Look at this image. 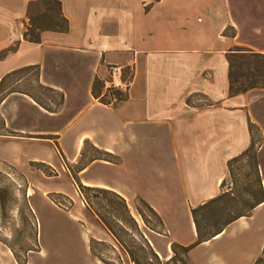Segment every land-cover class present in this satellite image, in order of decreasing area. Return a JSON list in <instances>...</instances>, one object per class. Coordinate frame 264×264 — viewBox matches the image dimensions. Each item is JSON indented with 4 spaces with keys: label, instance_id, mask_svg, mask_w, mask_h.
Here are the masks:
<instances>
[{
    "label": "crops",
    "instance_id": "0c3cea01",
    "mask_svg": "<svg viewBox=\"0 0 264 264\" xmlns=\"http://www.w3.org/2000/svg\"><path fill=\"white\" fill-rule=\"evenodd\" d=\"M31 1L0 0V53L14 48L0 59V81L37 66L40 83L63 99L47 110L25 94H10L0 104V140L52 145L55 156L30 163L68 175L72 188L110 189L129 206L146 201L163 221V234L151 244L166 260L173 257V242L197 241L192 209L222 193L228 162L251 145L250 123L263 139L258 161L264 186V89L230 96L227 60L234 47L264 54V0H61L70 31L44 32L40 43L24 39ZM111 64L125 67L132 81L127 98L115 106L102 103L95 87ZM87 143L109 157L85 159L76 181L66 167L81 162ZM7 164L24 171L29 165ZM49 188H40L44 196L68 193L63 185ZM183 201L194 232L188 241L176 230L185 224L178 206ZM78 213L91 223L85 230L75 226L72 236L70 226L50 224L45 241L38 223V247L26 264H106L91 242L111 235L94 215ZM263 250L264 203L193 248L189 264H254Z\"/></svg>",
    "mask_w": 264,
    "mask_h": 264
},
{
    "label": "trees",
    "instance_id": "16d2710c",
    "mask_svg": "<svg viewBox=\"0 0 264 264\" xmlns=\"http://www.w3.org/2000/svg\"><path fill=\"white\" fill-rule=\"evenodd\" d=\"M27 17L29 24L26 27L24 39L32 43H40L41 35L44 32L51 31L68 33L70 31V22L63 13L61 0L31 1L27 7ZM229 36H235V31ZM13 50L14 48H9L1 52L0 59ZM227 60L229 63L230 96L244 94L253 89H264V54L254 52L253 50L244 47H234L228 52ZM31 71L38 72V86L41 89L57 94V105L61 104L63 96L40 83V73L37 66L25 67L13 71L3 77L0 81V104L10 94L21 93L31 97L43 108L52 110L29 90H17L15 88L14 90H10L11 87L19 86L21 84L23 79L21 78L22 76L12 82L9 88L6 86L11 79L30 73ZM95 87L99 90L100 84L97 83ZM249 129L252 138L251 145L240 155L234 157L228 162V175L222 183V193L205 204L192 209V217L197 232V241L190 246H183L173 242L171 244L173 257L167 262L161 261L158 253L147 241L142 243V247H140L143 253L142 255L132 251L130 247L128 251V249L123 246L120 237L117 234V229L120 230V232L129 235V232H131L130 230L138 232L139 226L137 220L133 217L130 211L128 202L117 192L110 189L79 184L80 193L85 202L86 210L91 212L96 217L97 221L105 227L109 234L118 242L119 247L126 251L130 261L134 264H154L155 261L157 262L156 264H189V253L193 248L220 235L230 224L238 219L250 217L255 208L264 203V186L258 161V148L261 146L263 139L261 135L260 138H258L259 140L257 139L256 134L257 132L260 133V131L256 125L250 123ZM88 147L103 155L92 156L90 159H108L109 157L108 154L99 152L87 143L83 153V159L77 165L76 172L82 170L87 165V161L84 157L86 156ZM247 158H250L251 160L250 162L253 169L251 175L254 177L253 184H243L242 181L236 179L237 169L235 166L240 165ZM238 170L241 174L242 168L240 167ZM228 176L233 180L234 185H243L241 191L238 192L234 188L224 190ZM75 179L77 181V176ZM94 200L101 202L97 203ZM137 201L157 219L158 226L156 227L162 229L163 221L154 208L141 198H138ZM96 206L98 209H95ZM137 209L143 222L148 226L149 222L147 221L145 214L141 209ZM121 211V216L117 215V213ZM231 212L234 214L233 216H229ZM153 231H157V229L153 228ZM132 240L135 242L134 239ZM97 242L98 241L91 242V250L93 254L99 257L104 263L112 264L95 253L94 243ZM147 249L150 253L146 252ZM23 264H26V262ZM254 264H264V250L262 256Z\"/></svg>",
    "mask_w": 264,
    "mask_h": 264
},
{
    "label": "rangeland",
    "instance_id": "374dc122",
    "mask_svg": "<svg viewBox=\"0 0 264 264\" xmlns=\"http://www.w3.org/2000/svg\"><path fill=\"white\" fill-rule=\"evenodd\" d=\"M234 33L233 29H227V34ZM37 71H31L25 75H20L11 79L7 83V87L11 86V83L16 81L17 78H23L19 86L11 87L10 90H29L37 96L44 104L53 109L57 105L58 95L48 90L41 89L38 86ZM126 75H129L128 71H125ZM100 91L103 89L102 85L99 87ZM5 120L0 115V134L4 133ZM260 133L257 132V139L260 138ZM259 140V139H258ZM258 142V141H257ZM260 147L258 148V150ZM53 154L55 156L54 148L50 144L35 143V142H16L11 143L8 141L0 140V160L7 163H19L27 165L30 163V158L39 157L44 158ZM92 156H103L93 149H87V157L89 160ZM250 158H247L240 165H236L237 169L236 179L242 181V183L253 184L254 177L251 175L253 172ZM4 162H0V264H23L27 262L28 256L37 250L38 247V223L39 227L44 226V240L48 238L47 225L50 224H65L70 226L67 230L73 232L70 235H74V228L78 226L85 230V225L91 223L88 217L81 216L78 211H84L86 215L92 217L93 214L86 210L85 202L81 196L79 186L72 188V180L66 174L60 176L57 169L43 163H30L27 170L9 165ZM66 167V166H65ZM77 167V166H76ZM76 167L68 165L66 169L70 168L71 174L76 177ZM242 168V176L238 168ZM73 168V169H72ZM32 171V172H30ZM251 175V176H248ZM60 176V179H59ZM59 185H63L66 194L48 193L44 196L41 187L55 188ZM49 188V189H50ZM235 189L241 191L243 185H234L231 178H227L224 190ZM70 193V194H69ZM58 205L55 207L51 202ZM96 201V200H94ZM100 203L101 201H96ZM178 204V203H177ZM182 216L181 223H185L182 227L176 230L181 232L185 236V240L188 241L192 238V223L188 220V210L186 202L178 204ZM141 209L149 222L147 226L139 212ZM95 209H98L96 206ZM78 210V211H77ZM71 211V212H70ZM130 211L133 217L137 220L139 231L130 230L129 235L120 232L117 229V234L120 237V241L125 248L129 247L132 251L142 255L140 247L142 243L147 241L154 249L152 243V237L157 234H163L164 228L158 229L157 219L136 200L130 202ZM70 212V213H68ZM122 211L117 215L121 216ZM231 212L229 216H233ZM94 218V216H93ZM226 219V218H225ZM92 223H97L92 221ZM153 228L157 231H153ZM135 242H133V240ZM106 242L94 243L95 253L109 261L112 264H134L130 261L127 253L124 249L119 247L118 242L111 236L107 237ZM155 250V249H154ZM148 253L149 250L147 249ZM161 261L167 262L165 258H161ZM157 262L155 261L154 264Z\"/></svg>",
    "mask_w": 264,
    "mask_h": 264
},
{
    "label": "built area",
    "instance_id": "2783aa9c",
    "mask_svg": "<svg viewBox=\"0 0 264 264\" xmlns=\"http://www.w3.org/2000/svg\"><path fill=\"white\" fill-rule=\"evenodd\" d=\"M101 102L115 106L124 101L132 87V81L125 75V67L111 64L108 67V77L102 82Z\"/></svg>",
    "mask_w": 264,
    "mask_h": 264
}]
</instances>
